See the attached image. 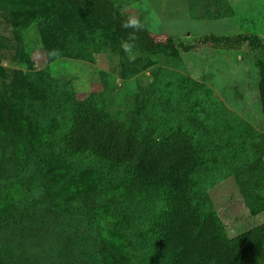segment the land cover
<instances>
[{
  "label": "rangeland",
  "instance_id": "obj_1",
  "mask_svg": "<svg viewBox=\"0 0 264 264\" xmlns=\"http://www.w3.org/2000/svg\"><path fill=\"white\" fill-rule=\"evenodd\" d=\"M146 47L51 0H0V257L14 264H153L163 193L63 144L72 109L97 103L135 135L183 125L204 152L195 198L233 238L264 224V52L201 44L264 37V0H109ZM54 123V126H53ZM11 194V195H9Z\"/></svg>",
  "mask_w": 264,
  "mask_h": 264
},
{
  "label": "trees",
  "instance_id": "obj_2",
  "mask_svg": "<svg viewBox=\"0 0 264 264\" xmlns=\"http://www.w3.org/2000/svg\"><path fill=\"white\" fill-rule=\"evenodd\" d=\"M51 1L82 10L119 35L137 38L146 47H193L173 37L156 41L136 16L123 13L109 0ZM197 42L228 49L246 46L264 52V37L256 33L207 34ZM260 64L259 95L264 111V57ZM71 113L62 137L69 153L89 154L122 166L134 189L151 188L163 193L164 207L149 229L155 237L157 259L153 264H264V224L230 238L214 210L203 213L202 201L195 198L194 192L196 173L205 156L192 132L178 124L157 136H137L134 129L111 118L89 99L77 102ZM0 264L14 263L0 257Z\"/></svg>",
  "mask_w": 264,
  "mask_h": 264
}]
</instances>
